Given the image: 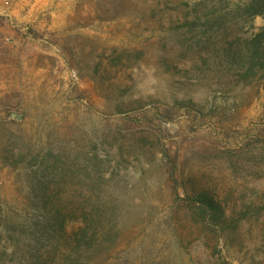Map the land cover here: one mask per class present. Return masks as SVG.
<instances>
[{
  "label": "rangeland",
  "instance_id": "374dc122",
  "mask_svg": "<svg viewBox=\"0 0 264 264\" xmlns=\"http://www.w3.org/2000/svg\"><path fill=\"white\" fill-rule=\"evenodd\" d=\"M243 1L0 0V148L8 132L22 156L0 167V264L16 253L4 223L27 217L34 155L77 160L101 141L118 231L92 264H264V84L199 60L264 24L239 17ZM212 10L223 31L203 26ZM74 175L63 190L96 187ZM204 191L224 216L199 206Z\"/></svg>",
  "mask_w": 264,
  "mask_h": 264
},
{
  "label": "trees",
  "instance_id": "16d2710c",
  "mask_svg": "<svg viewBox=\"0 0 264 264\" xmlns=\"http://www.w3.org/2000/svg\"><path fill=\"white\" fill-rule=\"evenodd\" d=\"M237 9L240 18L260 17L264 21V0H244ZM224 25L225 21L215 10L204 17L203 26L209 30L217 26L223 31ZM204 49L208 58L199 59L203 72L223 71L231 81L246 86L254 82L264 84V24L251 27L247 33L240 29L224 33L217 49L212 48L210 52ZM176 103L183 104V101ZM183 107L188 109L184 104ZM3 135L5 144L0 148V167L16 170L22 156L9 148L10 134L4 132ZM105 145L106 142H99L95 151L77 160H70L55 149L34 155L26 173L27 217L23 224L4 223L7 241L16 251L7 264H43L44 253L52 254L51 264H92L95 256L109 249L116 238L118 221L112 192L98 188L111 180L104 171V159L111 155ZM75 169L84 171L85 178L95 179L98 185L91 190H63L62 183L75 177ZM197 199L209 216H224L215 195L204 191ZM17 252L20 255L17 256Z\"/></svg>",
  "mask_w": 264,
  "mask_h": 264
}]
</instances>
